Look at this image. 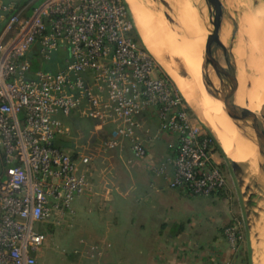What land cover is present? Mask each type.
I'll use <instances>...</instances> for the list:
<instances>
[{
	"label": "built area",
	"instance_id": "1",
	"mask_svg": "<svg viewBox=\"0 0 264 264\" xmlns=\"http://www.w3.org/2000/svg\"><path fill=\"white\" fill-rule=\"evenodd\" d=\"M55 54L60 63L44 66ZM73 115L91 121L90 140L69 151L57 141L74 137L62 120ZM162 138L169 152L156 164L149 146ZM126 147L127 162L157 173L170 166L168 186L182 194L226 186L212 136L138 43L125 0H42L29 13L0 2V264H42L39 225H68L73 202L96 194V161ZM222 232L236 249L243 219Z\"/></svg>",
	"mask_w": 264,
	"mask_h": 264
},
{
	"label": "crops",
	"instance_id": "2",
	"mask_svg": "<svg viewBox=\"0 0 264 264\" xmlns=\"http://www.w3.org/2000/svg\"><path fill=\"white\" fill-rule=\"evenodd\" d=\"M41 1L0 0L14 2L26 13ZM259 14L264 17V10ZM251 36L264 40L263 34ZM57 61L54 55L44 66H54ZM64 118L74 135L64 139L69 141L64 148L73 151L80 138L86 141L76 136L84 133L80 127L84 120L75 115ZM154 122L147 124L153 126ZM168 152L164 138L149 146L156 164ZM129 158L128 147L120 154L109 151L92 167L90 176L96 194L83 197L73 206L74 215L67 225L71 248L62 251L67 257L66 262L62 259L63 264H244L242 247L231 248L222 232L239 213L230 186L205 201H193L194 196L168 186L170 166L157 173L139 161L127 162ZM92 248L100 254L90 257Z\"/></svg>",
	"mask_w": 264,
	"mask_h": 264
},
{
	"label": "bare ground",
	"instance_id": "3",
	"mask_svg": "<svg viewBox=\"0 0 264 264\" xmlns=\"http://www.w3.org/2000/svg\"><path fill=\"white\" fill-rule=\"evenodd\" d=\"M125 1L128 4L129 9L132 10V18L135 27L151 56H153V58L161 64L162 68L177 86L183 99L186 100L197 118L206 126V128L209 130L215 128L222 135L228 149L227 155L224 153L225 156L239 165H243L245 160H253L252 166H249V162H246L247 172L252 173L253 171H257L258 177L262 178L264 174L260 168L261 162L257 155V150L255 152V146H253V144L246 139L243 144L240 137L241 135H239V133L242 132L241 125H243L248 131L249 126H252V121L248 118H244L243 121H238L235 119L236 115L232 114V117L227 115V113H225L226 111L223 112L224 110L222 109L223 106L221 104L222 101L218 99L217 86L219 73L214 60V53L218 46V42L221 40V36L214 35L213 22H207L204 15V6L202 5L203 9L201 17L197 19L195 11L193 10V0H168L170 3L172 1V4H174L181 12L177 13L175 16L181 24L183 35L179 38L181 31L178 27L180 25H178V22L171 33L176 40L181 39V44L173 46L171 41L172 36L170 35V37L166 34L168 36L166 37V40L161 44L156 45L152 41V32L147 30L145 26V24H147L146 20L152 17V14L142 13L138 8L136 0ZM255 16H258V14ZM254 18V20L251 19V21H253L252 26L254 28L253 34L251 31V35H254L255 29L258 27V23H260L256 17ZM153 20L157 29L164 32L163 22L156 16L154 17V15ZM188 21L190 23V28L188 29L186 39V29L184 27L188 25ZM250 24L251 23H249V27ZM261 30L262 27L260 28V35H262ZM210 33L212 34V38L210 37ZM253 40V37L250 36L248 38L249 45H245L247 47L244 46L245 43L242 41L238 44L236 49H233L235 54H238L234 56L236 58L238 57V62H236L238 86L234 94V103L236 105L246 107L251 111L256 110L257 113L264 106V95L259 89L260 87H258L260 85H257V82L251 80V78H246L244 74L249 73L254 79L261 83L262 78H258V76L261 73L263 67L262 65L264 63V61L262 62L261 60L264 57V40L261 39L259 42L260 49L252 43ZM189 48L194 54V58L190 55L191 52L189 51ZM249 49L254 51L260 57L256 54L251 55ZM173 56L181 57L182 61L179 67H176V64L173 62ZM232 59V54L228 52L223 58V64L228 66L232 62ZM246 68L248 71H246ZM180 69L181 71L179 72ZM197 69L200 72L199 74ZM184 71L188 74L187 77L181 73ZM257 88L258 92L256 91ZM213 109H216V113L214 115H212L211 112ZM253 225V227H258L260 224L255 225L253 223ZM262 228H264V224L262 225ZM259 229H261V227H259ZM261 233L263 234V239H261L264 240V231ZM260 234L257 233V236ZM261 239H259V241ZM259 245H261V243ZM262 255H264V252ZM263 260L264 258H262L261 261Z\"/></svg>",
	"mask_w": 264,
	"mask_h": 264
},
{
	"label": "rangeland",
	"instance_id": "4",
	"mask_svg": "<svg viewBox=\"0 0 264 264\" xmlns=\"http://www.w3.org/2000/svg\"><path fill=\"white\" fill-rule=\"evenodd\" d=\"M164 1H166V4L162 0H136V3H137L138 8L140 9V11L142 13L152 14V17H150L146 20L147 24H145V26H146L147 30L152 32V41L154 42V44H156V45L161 44L162 42H164L166 40V37L171 35L172 36V40H171L172 45L173 46L179 45V44H181L180 43L181 39L176 40L171 33H172L175 25H177L176 23L178 22V25L180 24L178 19L175 16L180 11L176 8V6L174 4H172V1H171V3L168 0H164ZM220 1L222 3V8H223V20H222V25H223L222 28L223 29L221 31L220 36H221L222 42H225L226 46H228L232 43V41H231L232 40L231 39L232 33L235 36L233 43H232V45H233L232 50L236 49V47H238V44L242 41H243V43H245L244 46L249 45L248 44V38L251 36V31L253 34V29H254L252 26L253 21H251V19L254 20L255 19L254 17H256V19H258L260 22V23H258V27L255 29L254 34L259 35L260 28L262 25L263 29H262L261 33L263 34V37H264V17L261 16V14H259L262 10H264V4L262 3V0H220ZM193 3H194V6H193L194 9L193 10L195 11L197 19H199L201 17L202 9L204 6L205 18H206L207 22L210 21L207 6H206L204 0H193ZM127 6H128V4H127ZM129 10H130L131 15H132V10L131 9H129ZM257 14H258V16H255ZM153 15H154V17L156 16L158 19H160L163 22L165 33L161 32V30L157 29L155 22L153 20ZM249 23H251L250 27H249ZM178 27L181 31L179 38H181L182 37L181 35H183L182 34L183 29L181 27V24ZM184 28L186 29L185 30L186 31L185 37L187 39L188 29L190 28L189 21H188V25L185 26ZM135 32L137 35L138 43L140 44L141 47H143L149 53V51L146 49V47H145V45H144V43H143V41L139 35L136 27H135ZM210 37L212 38L211 33H210ZM253 39L254 40L252 41V43L259 48V42L261 39L260 38H253ZM241 45H243V44H241ZM247 46H245V47H247ZM189 51L191 52L190 48H189ZM250 53H251V55L256 54L252 50H250ZM232 54H233V56L238 55V54H235L234 50L232 51ZM190 55H192V58H194V54L192 52ZM256 55H258V54H256ZM220 57H221V55H220ZM53 58H54V56H53ZM56 58H57L58 62L60 63V59L57 57V55H56ZM152 58H153V56H152ZM153 60L158 65L160 71L163 74H165L166 76H168V78L172 82L173 86L176 88V90H178L177 86L174 84V82L169 77V75H167V73L164 71L161 64L157 60H155L154 58H153ZM172 60L176 64V67H179L181 64V61H182L181 57H176V56H173ZM235 60H236V62H238V57L237 58L235 57ZM261 60L263 62L264 57ZM221 61L223 63V58H221ZM262 66L263 67H262L261 73L258 76V78H262L261 83H259L256 79H254L253 76L250 75L249 73H245L244 75L246 78H251V80L257 82V85H260V86H258V87H260L259 89L262 91V93L264 95V63ZM180 71H181V69L179 70V72ZM246 71H248L247 68H246ZM197 72H198V74L200 73L198 69H197ZM181 73L184 74L186 77L188 76V74L185 73V71L181 72ZM256 91L258 92V88ZM178 92H179V90H178ZM185 102H186V100H185ZM221 104L223 106L222 102H221ZM187 105H188V103H187ZM188 107H189L190 111L192 112L193 116L196 118L197 122L202 126V128H204L214 138V140H215V142L219 148V149H214V157H215V159L219 160L220 166H222L221 167L222 171L226 175V181H227L226 186H230L231 191H233L235 193V196L237 198L236 199V201H237L236 206L238 208L237 211H239V213H237L236 217L242 218L244 221V239H243V242L241 244V247L243 250V258L246 259V262H244V264H248V262H249V264H258V263L262 264V263H264V260L261 261L262 258H264L263 257L264 255H262L264 252V240H262L263 234L261 233L262 231H264V228H262V225L264 224V222H263V219H264V189H258L257 185L255 184V182L259 178L257 171H253L252 173H250V172H247V170H246V164L249 162V166H252L253 160L248 159V160H245V163L243 165L238 164L241 168V172L237 171L236 173H234L235 171H233L231 169L228 158L225 156V154L227 155L228 149H227V145H226L222 135L215 128H212L211 130L206 128V126L194 114V112L192 111V109L190 108L189 105H188ZM222 109L224 110V108H222ZM211 112H212V115H214L216 113V109L211 110ZM223 112H225V110ZM253 112H256V110H253ZM263 112H264V107H263ZM225 113H227V112H225ZM227 115H230L231 117L233 116L232 113L231 114L227 113ZM235 117H236L235 119H237L238 121H243V119H244V118L239 117L237 115ZM63 118L64 117H62L63 121L64 120L67 121L66 118H64V119ZM88 122L91 124V121H88V120L87 121L84 120L80 123V127L84 129L83 130L84 133L82 134L80 132V134H78V135L76 134V136H78L77 138L84 137L86 139V141L90 140L89 139L90 133H88V129H87L88 125H89ZM241 129H242V132H240L239 135H241L240 137H241V140L243 141V144L245 143L246 140L251 142L253 144V146H255V152H256L257 147H256V144H255L253 137H252V126L251 127L249 126V129L247 131V129L243 125H241ZM85 130H86V132H85ZM246 132H248V133H246ZM78 143H84V139L80 138ZM221 152H223V154L224 153L225 154L222 155ZM2 172H4V170H2L0 167V175L2 174ZM239 176L243 177V179H244V183L241 186H240L239 180H238ZM262 178H264V175L262 176ZM245 186H250L249 192H255L256 193V198H254V200L256 202V207H254L253 209L257 212L258 215H254V214H251L252 216L249 215V219L252 217L249 220L250 222L247 221L249 226L245 222L247 220V219H245V201L247 200V196H245V195L243 196L240 193V192H243V193L245 192V194L247 195L248 191L245 190ZM81 199H83V197L76 199L73 202V206L76 204V202L80 201ZM191 199L193 201H205L208 199V197L207 196H194V197H191ZM253 223L255 225L256 224L257 225L260 224V225L258 227H253L254 226ZM259 227H261V229H259ZM39 230L45 231L47 234L44 244L39 249V252H40V250H42L40 252L41 254L38 257L39 261L42 264H63L62 259H63V262H66L67 260L65 258H67V257H65V254H63L62 251H69L71 248L70 244L68 243L70 228L67 227V225H64L61 228L54 227L52 230H49L48 227H46V224H40ZM259 231H261V232H259ZM257 233L258 234L261 233V234L257 236ZM257 237H258V239H257ZM259 239H261L260 240L261 242L259 241ZM258 243L259 244L261 243V245H259ZM259 255H261V256H259ZM259 258H261V259H259Z\"/></svg>",
	"mask_w": 264,
	"mask_h": 264
},
{
	"label": "water",
	"instance_id": "5",
	"mask_svg": "<svg viewBox=\"0 0 264 264\" xmlns=\"http://www.w3.org/2000/svg\"><path fill=\"white\" fill-rule=\"evenodd\" d=\"M165 4L166 1L162 0ZM207 8L208 15L211 23L214 25V35L220 36L222 31V20H223V8L220 0H204ZM234 34L232 33L231 41L233 43ZM228 38V37H227ZM226 41V40H225ZM232 43L226 46L225 42L221 40L218 42V46L214 53V60L216 62L217 70L219 73V81L217 86V96L223 103V108L227 113L235 114L242 118H248L252 121V137L257 147V155L260 159V168L264 174V112L263 107L256 113L251 111L246 107H242L236 105L234 103V94L236 88L238 86V79L236 76L237 65L235 57L232 54ZM230 52L233 56L232 62L226 66L222 63L221 58ZM221 55V57H220ZM230 167L234 173L237 171L241 172L240 166L233 160L229 159ZM240 186L244 183V179L239 176L238 177ZM258 189H264V178H258L255 182ZM245 190L248 191L247 195L245 192H240L243 196H247V200L245 201V222L249 226V215L254 214L258 215L257 212L253 209L256 207V202L254 198H256L255 192H249L250 186H245Z\"/></svg>",
	"mask_w": 264,
	"mask_h": 264
},
{
	"label": "trees",
	"instance_id": "6",
	"mask_svg": "<svg viewBox=\"0 0 264 264\" xmlns=\"http://www.w3.org/2000/svg\"><path fill=\"white\" fill-rule=\"evenodd\" d=\"M23 5V4H22ZM32 8V7H31ZM30 8V9H31ZM29 9V10H30ZM27 13H29V12H27ZM135 37H136V39H137V35H136V32H135ZM35 54H33L32 56L30 55V60H31V63H32V68H36V67H38V60H37V58L34 56ZM210 134V133H209ZM210 136H212L211 134H210ZM212 141H213V143H214V147H215V149H219L218 148V146H217V144H216V142H215V140H214V138L212 137ZM69 143V141H67V140H59V141H57V144L58 145H60V146H62V147H64V146H66L67 144ZM221 151V150H220ZM222 153V155H224L223 154V152H221ZM0 167H1V169L3 170V162H2V160H1V157H0ZM242 244V243H241ZM241 244H240V246H241ZM244 259V258H243ZM244 262H246V259H244ZM248 264H249V262H248Z\"/></svg>",
	"mask_w": 264,
	"mask_h": 264
}]
</instances>
